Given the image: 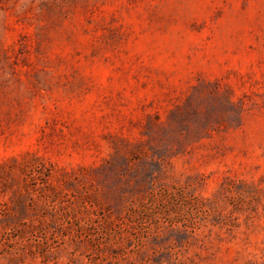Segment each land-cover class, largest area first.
Masks as SVG:
<instances>
[{"label": "rangeland", "instance_id": "1", "mask_svg": "<svg viewBox=\"0 0 264 264\" xmlns=\"http://www.w3.org/2000/svg\"><path fill=\"white\" fill-rule=\"evenodd\" d=\"M0 264H264V0H0Z\"/></svg>", "mask_w": 264, "mask_h": 264}]
</instances>
